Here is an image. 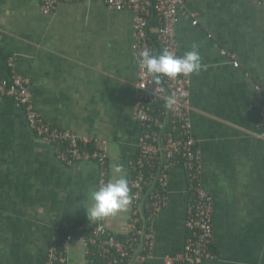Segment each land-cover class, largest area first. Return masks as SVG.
Wrapping results in <instances>:
<instances>
[{"label": "crops", "instance_id": "crops-1", "mask_svg": "<svg viewBox=\"0 0 264 264\" xmlns=\"http://www.w3.org/2000/svg\"><path fill=\"white\" fill-rule=\"evenodd\" d=\"M133 20L131 10L111 9L103 0H63L50 14L41 0H0V79H28L44 118L102 144L107 182L122 165L129 188L141 133L133 119ZM176 37L180 56L195 45L202 64L189 75L190 117L203 185L214 199L215 257L198 264H264V6L259 0H184ZM100 182L96 162L60 161L57 147L33 131L24 110L0 96V264H44L58 232L94 224L86 209ZM187 184L184 170L174 168L168 203L152 221L147 264H165L167 255L184 250ZM130 215L129 204L100 221L125 240ZM68 255L67 264H85L80 243Z\"/></svg>", "mask_w": 264, "mask_h": 264}, {"label": "built area", "instance_id": "built-area-1", "mask_svg": "<svg viewBox=\"0 0 264 264\" xmlns=\"http://www.w3.org/2000/svg\"><path fill=\"white\" fill-rule=\"evenodd\" d=\"M63 0H41L44 14L52 13ZM76 1L83 0H64ZM111 9L133 12V57L138 66L134 120L140 125L138 155L130 162L131 188L129 233L125 240L117 238L97 220L91 226L75 231L58 232L48 250L44 264H67L69 249L80 243L85 264H147L152 257L154 233L152 221L168 203L170 174L176 167L187 176V207L184 250L167 255L165 264H198L214 258L213 196L202 181L203 160L193 135L190 117L189 75L175 78L162 76L158 83L141 66V52L159 55L164 49L180 56L176 26L184 0H103ZM264 6V0H259ZM197 20L193 23L196 25ZM234 65L239 66L235 61ZM0 96L11 98L22 108L35 133L57 147L64 163L96 162L100 166V184L108 181L107 151L93 138L77 135L48 122L37 109L29 81L21 75L0 79ZM171 99L173 102L168 103ZM259 134L264 138V98L259 108Z\"/></svg>", "mask_w": 264, "mask_h": 264}, {"label": "clouds", "instance_id": "clouds-1", "mask_svg": "<svg viewBox=\"0 0 264 264\" xmlns=\"http://www.w3.org/2000/svg\"><path fill=\"white\" fill-rule=\"evenodd\" d=\"M141 66L155 78L156 84L162 76L175 78L179 74L190 75L201 70V58L195 50L185 52L182 56L174 55L164 49L159 55H152L149 50L141 52ZM173 101L168 100L171 104ZM117 178L95 188L91 191L90 198L94 202L87 208V215L92 219L100 220L114 216L128 207L130 204V188L122 165L114 168Z\"/></svg>", "mask_w": 264, "mask_h": 264}, {"label": "flooded vegetation", "instance_id": "flooded-vegetation-1", "mask_svg": "<svg viewBox=\"0 0 264 264\" xmlns=\"http://www.w3.org/2000/svg\"><path fill=\"white\" fill-rule=\"evenodd\" d=\"M133 119H134V108H133ZM135 121V120H134Z\"/></svg>", "mask_w": 264, "mask_h": 264}]
</instances>
